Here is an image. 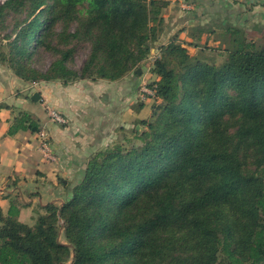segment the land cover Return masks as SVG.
<instances>
[{
    "label": "trees",
    "instance_id": "16d2710c",
    "mask_svg": "<svg viewBox=\"0 0 264 264\" xmlns=\"http://www.w3.org/2000/svg\"><path fill=\"white\" fill-rule=\"evenodd\" d=\"M170 1L0 3V64L21 80L113 81L152 57L155 92L142 128L92 152L61 203L30 224L17 199L0 207V264L264 263V44L225 23L220 63L177 32L164 42ZM40 128L19 110L7 133Z\"/></svg>",
    "mask_w": 264,
    "mask_h": 264
},
{
    "label": "crops",
    "instance_id": "0c3cea01",
    "mask_svg": "<svg viewBox=\"0 0 264 264\" xmlns=\"http://www.w3.org/2000/svg\"><path fill=\"white\" fill-rule=\"evenodd\" d=\"M163 16L166 22L163 41L179 32L188 49L196 47L187 42L222 48L224 23L242 29L247 38L264 44V0H171ZM194 26L210 29L197 38L191 34ZM140 70L136 68L113 81L80 79L64 83L59 79L23 81L0 64V103L8 105L0 109L2 211L6 212L9 200L15 198L20 204L18 219L32 223L36 212H43L42 205L62 202L65 184L81 176L88 156L107 144L116 126L126 125L128 117L132 120L149 117L152 99L139 100L137 89L152 74L147 77ZM34 92L39 93L37 100L31 99ZM48 109L62 114L66 124L52 121ZM19 110L29 112L46 129L58 158L55 163L42 159L36 131L7 133Z\"/></svg>",
    "mask_w": 264,
    "mask_h": 264
},
{
    "label": "rangeland",
    "instance_id": "374dc122",
    "mask_svg": "<svg viewBox=\"0 0 264 264\" xmlns=\"http://www.w3.org/2000/svg\"><path fill=\"white\" fill-rule=\"evenodd\" d=\"M4 0H0V3H2ZM6 24V25H5ZM3 26L5 28L1 29L0 28V34H4L5 32H9L11 30V21L10 18L7 19L6 23L3 24ZM74 29V24H72L69 27V30L72 31ZM178 33V37H179V32ZM180 39V38H179ZM181 41H183V39H180ZM188 49V48H187ZM189 53L193 54L196 53V50H192V49H188ZM202 53H204L205 55H207L209 57L210 60H215V62L220 63L223 61V59L225 58V53L222 51L221 47H217L214 45H207L204 47V49H201ZM87 53V48H85L83 45L79 46L77 48V51L75 53V57L73 62L70 64V66L72 68H79L83 59L85 58V55ZM51 60V56L49 54H45L43 56V58L41 60H39L36 65L40 68H45L49 62ZM145 62V61H144ZM143 62V64H144ZM152 62V57L148 59L146 64H142L140 65V71L143 70V72L145 73V76L149 77V73H150V63ZM133 73V72H132ZM151 77H154L153 75L150 76L147 79V82L150 81L149 79H151ZM100 100H102V98L100 97ZM142 115H144V112L142 113ZM138 120H132V118L128 117V121L126 122V125H120V126H116V128L114 129V131L111 134V138L107 140V144H112L114 142L117 141H121L124 137L130 136L131 135V129L133 128H138L140 127L139 125L136 124ZM66 124V123H65ZM133 124V125H132ZM104 145V146H106ZM101 148V147H100ZM72 176H69V178ZM74 177V176H73ZM63 195V193H62ZM61 240H64L63 236L61 235L60 237ZM264 264V263H263Z\"/></svg>",
    "mask_w": 264,
    "mask_h": 264
},
{
    "label": "built area",
    "instance_id": "2783aa9c",
    "mask_svg": "<svg viewBox=\"0 0 264 264\" xmlns=\"http://www.w3.org/2000/svg\"><path fill=\"white\" fill-rule=\"evenodd\" d=\"M154 96V89L149 85L147 81H143L142 83H140L137 89V97L139 100L144 101L146 99H152ZM47 111L48 116L52 121L58 123L67 122L65 117L55 109H48ZM36 133L40 140L38 150L41 154L42 159L48 163H55L58 158L52 149L50 135L44 127H41L39 130L36 131Z\"/></svg>",
    "mask_w": 264,
    "mask_h": 264
},
{
    "label": "water",
    "instance_id": "95a60500",
    "mask_svg": "<svg viewBox=\"0 0 264 264\" xmlns=\"http://www.w3.org/2000/svg\"><path fill=\"white\" fill-rule=\"evenodd\" d=\"M137 72H139V69H137ZM39 97V93L38 92H34L31 96L32 100H37ZM62 182L64 183V180H62Z\"/></svg>",
    "mask_w": 264,
    "mask_h": 264
}]
</instances>
